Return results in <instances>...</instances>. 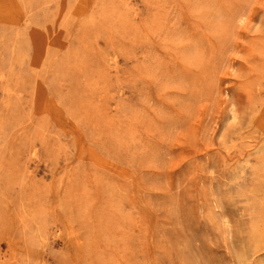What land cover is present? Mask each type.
Returning a JSON list of instances; mask_svg holds the SVG:
<instances>
[{"label": "rangeland", "instance_id": "1", "mask_svg": "<svg viewBox=\"0 0 264 264\" xmlns=\"http://www.w3.org/2000/svg\"><path fill=\"white\" fill-rule=\"evenodd\" d=\"M0 264H264V0H0Z\"/></svg>", "mask_w": 264, "mask_h": 264}]
</instances>
